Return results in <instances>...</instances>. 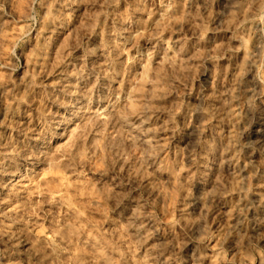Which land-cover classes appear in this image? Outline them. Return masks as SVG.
<instances>
[{"label": "clouds", "instance_id": "9594fccd", "mask_svg": "<svg viewBox=\"0 0 264 264\" xmlns=\"http://www.w3.org/2000/svg\"><path fill=\"white\" fill-rule=\"evenodd\" d=\"M255 123L264 0H0V264H264Z\"/></svg>", "mask_w": 264, "mask_h": 264}, {"label": "rangeland", "instance_id": "374dc122", "mask_svg": "<svg viewBox=\"0 0 264 264\" xmlns=\"http://www.w3.org/2000/svg\"><path fill=\"white\" fill-rule=\"evenodd\" d=\"M83 16V12H81L79 9H77L76 12L73 13L72 21L68 22L64 26L57 28V27H50L46 30V33L44 37L40 38L39 40L36 39L35 35L31 41L32 47L39 46L40 52V60L39 63H44V57L52 54L53 48H59L61 43H64L67 41V48L69 50V58L73 57H80L81 62H83V57L85 54V49L73 47L76 43L75 38H70V34L74 31L75 27L80 23V19ZM111 23V21H109ZM90 43H96L95 39L93 38ZM101 60H94L92 63H100ZM27 59L24 60V67H27ZM91 66V64H90ZM50 67V65H49ZM36 71H40V67L37 66ZM22 74V73H21ZM199 85L197 84V87ZM39 99V97H37ZM39 105H36L38 107ZM47 112H50L52 114L51 118V124L52 127H48L46 122L41 121L38 116L35 119L29 120L28 124L34 128V135L32 136L33 140H41L45 136L48 137L49 143H51L53 139V133L56 130V127L59 122V118L63 116V112L61 109L52 104L48 103ZM22 126L27 128L28 125H25L24 121L19 122ZM251 135L253 138L256 139H264V123H255L251 127ZM4 180V183H7V179L0 178ZM53 181V186H56L60 183L58 177L51 178ZM14 182V181H13ZM11 188V185H9V189ZM9 189H0V199H5L9 195ZM13 202L15 203V198H13ZM168 238V228L166 225L162 224L159 228V232L157 233V240L159 242H163Z\"/></svg>", "mask_w": 264, "mask_h": 264}]
</instances>
